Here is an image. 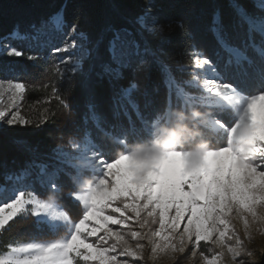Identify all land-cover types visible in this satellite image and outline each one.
Returning <instances> with one entry per match:
<instances>
[{
	"label": "snow or ice",
	"instance_id": "obj_1",
	"mask_svg": "<svg viewBox=\"0 0 264 264\" xmlns=\"http://www.w3.org/2000/svg\"><path fill=\"white\" fill-rule=\"evenodd\" d=\"M0 39V55L43 77L0 79V234L26 216L65 230L7 242L0 264L253 255L245 240L264 233V0H68ZM30 87L49 105L35 118L20 110ZM60 115L73 125L66 143L24 139Z\"/></svg>",
	"mask_w": 264,
	"mask_h": 264
},
{
	"label": "trees",
	"instance_id": "obj_2",
	"mask_svg": "<svg viewBox=\"0 0 264 264\" xmlns=\"http://www.w3.org/2000/svg\"><path fill=\"white\" fill-rule=\"evenodd\" d=\"M94 3L101 4L103 0H93ZM211 2V0H209ZM68 3V0H0V38L6 36V34L12 29L14 25L19 24L21 28L27 25L39 21L42 18L48 17L54 14L56 11L63 8ZM211 20L210 16L206 17L201 22V30L206 34L207 40H212V34L208 31ZM4 40L0 39V44ZM15 47H27L26 44H17ZM0 73L8 75L12 79H22L28 81L30 84H38L42 81L43 77L41 72L34 68L31 62L26 60H16V58H0ZM46 94L42 89L30 87L25 94L23 111L22 113L26 118H35L39 111H42L48 104L43 103ZM39 101V103H38ZM53 109L56 107V102H51ZM58 129L53 133L52 130ZM23 131V130H21ZM73 131V125L65 121L63 115L56 118L55 123L44 125L41 130H38L35 136L31 135L32 130L29 129L25 134L24 139H37L51 147L58 145L61 140L59 136H63V142L66 143L69 135ZM58 136V137H57ZM52 137H55L53 139ZM54 140V141H53ZM15 137L8 139L9 155H11V148L14 145ZM12 225V223H11ZM13 225L5 233L0 234V251L4 250V245L16 240L11 234L13 231Z\"/></svg>",
	"mask_w": 264,
	"mask_h": 264
},
{
	"label": "rangeland",
	"instance_id": "obj_3",
	"mask_svg": "<svg viewBox=\"0 0 264 264\" xmlns=\"http://www.w3.org/2000/svg\"><path fill=\"white\" fill-rule=\"evenodd\" d=\"M60 39L61 38L58 35H56L52 38V42L57 43L59 42ZM7 42L11 43L12 46H15L17 44H22L17 40H11ZM5 57L7 56L0 55V58H5ZM0 79H12V78H10L8 75H4L0 73ZM24 99H25V96H24ZM24 99L20 104L21 113L24 110L23 109ZM24 114L22 113V115ZM58 129H62V128H59V127L55 128L54 130H52L53 133L57 132ZM60 137L61 136L58 137L59 140H60ZM52 138L55 139V137H52ZM60 143L61 142H59L58 145ZM58 145L54 147H57ZM65 150L69 152L73 151L70 148L65 149ZM67 191L68 190L65 189L64 200L62 201V204L66 206L67 210L72 213L73 217H75L78 212V207L75 203H73L71 200L68 199ZM6 198H7V194L0 193V199H6ZM35 219L36 218L31 217V216L17 217L13 222H10L12 223L13 229H14L13 230L14 232L11 233L13 237L18 239V241H27L30 239L48 240V239L56 238L57 236L64 235L65 230L63 228L59 230L50 229L47 225L36 224ZM234 223L236 224V228L239 230L240 235L243 238L244 233L242 231V225L236 221H234ZM245 247L249 251L253 252V255L251 257L242 256L238 259L243 260L245 264H264V233L257 231L254 228L251 231V241L245 240ZM203 248L207 252L209 246L204 245ZM137 264H153V262L148 259L147 250L145 251L144 260L137 262ZM155 264H170V261H168L166 258H161L160 260L156 261ZM185 264H187V261H185ZM193 264H200L199 257L195 258V260L193 261ZM223 264H232L231 258L227 254L224 257Z\"/></svg>",
	"mask_w": 264,
	"mask_h": 264
}]
</instances>
